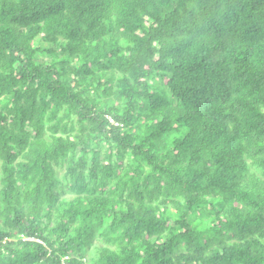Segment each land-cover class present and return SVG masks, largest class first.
I'll use <instances>...</instances> for the list:
<instances>
[{"label": "trees", "instance_id": "obj_1", "mask_svg": "<svg viewBox=\"0 0 264 264\" xmlns=\"http://www.w3.org/2000/svg\"><path fill=\"white\" fill-rule=\"evenodd\" d=\"M0 264H264V0H0Z\"/></svg>", "mask_w": 264, "mask_h": 264}, {"label": "rangeland", "instance_id": "obj_2", "mask_svg": "<svg viewBox=\"0 0 264 264\" xmlns=\"http://www.w3.org/2000/svg\"><path fill=\"white\" fill-rule=\"evenodd\" d=\"M64 170V167H60L59 169H58V171L59 172H62ZM64 194V193H63ZM65 195V194H64ZM88 255H89V253H88ZM89 257V256H88Z\"/></svg>", "mask_w": 264, "mask_h": 264}, {"label": "built area", "instance_id": "obj_3", "mask_svg": "<svg viewBox=\"0 0 264 264\" xmlns=\"http://www.w3.org/2000/svg\"><path fill=\"white\" fill-rule=\"evenodd\" d=\"M111 121H113V120H111Z\"/></svg>", "mask_w": 264, "mask_h": 264}]
</instances>
